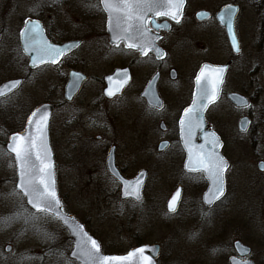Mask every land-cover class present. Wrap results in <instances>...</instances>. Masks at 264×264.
<instances>
[{
  "label": "rangeland",
  "instance_id": "obj_1",
  "mask_svg": "<svg viewBox=\"0 0 264 264\" xmlns=\"http://www.w3.org/2000/svg\"><path fill=\"white\" fill-rule=\"evenodd\" d=\"M234 1L187 0L186 17L164 42L165 64H174L182 76L169 90L171 102L165 114L178 113L188 103L191 91L186 82L195 76L201 61L219 63L225 56L224 35L214 19L197 23L195 13L209 10L214 14ZM40 2L0 1V7H20L21 16L28 14L29 7H39ZM245 14L242 22L251 19L250 7L246 6ZM14 31L13 26L6 27L0 44V84L27 74L10 38ZM243 57L230 73L225 90H245L253 95L255 86L249 83L253 63L242 75ZM110 61H99L97 75L107 73ZM261 78L259 88L264 95V76ZM61 80L60 72L42 68L30 73L17 93L0 100V264H78L68 257L72 242L60 223L45 214L32 213L15 190V163L5 150L9 136L23 130L33 110L61 97ZM84 95L75 103L57 107L51 120V145L58 162V194L63 208L86 225L103 249L115 254L114 249L124 253L138 241L158 243L162 246L158 264H228L234 254L233 242L241 240L252 249L251 259L264 264V172L257 169L264 161V97L254 99L250 114L235 112L225 98L212 111L213 125L222 130L227 144L225 156L230 167L223 204L207 209L201 201L205 191L202 175L183 172V160L174 144L163 153L157 150L161 132L151 122L147 130L140 125V103L134 94L124 103L120 100L110 105L99 101L96 93L93 97ZM244 115H249L256 128L241 135L236 125ZM98 121L106 122L113 131L109 138L110 131L96 127ZM112 143L119 145L118 162L131 176L140 169L148 170L140 203L121 201L118 186L105 172L104 150ZM178 185L184 188L182 202L178 212L170 215L166 201ZM7 246L10 253L4 252Z\"/></svg>",
  "mask_w": 264,
  "mask_h": 264
},
{
  "label": "flooded vegetation",
  "instance_id": "obj_2",
  "mask_svg": "<svg viewBox=\"0 0 264 264\" xmlns=\"http://www.w3.org/2000/svg\"><path fill=\"white\" fill-rule=\"evenodd\" d=\"M0 1H6L9 3L14 0ZM82 1H85L86 3L82 4ZM82 1L41 0L39 7H29L30 13L28 12V14L25 13L21 16H19L20 7H0V44L5 39L6 27L13 26L15 31L10 35V38L12 43H15L16 52H18L20 60L23 62L22 70L26 69L27 72L24 76L22 75L17 78H13H22L24 80L21 87L13 94L5 98H1L0 100H5L17 93L26 83L29 78V74L42 68H47L50 71H58L62 76L61 83L63 86L61 89V97L54 98L53 100L49 99L43 103L53 106L54 110L52 117L58 106L75 103L82 99L84 93H87L84 96L93 94L92 97L96 93L99 101L109 105L117 102L120 103L121 101L124 103L126 97H130L134 94L135 98H137L140 103V114L138 116L140 125L145 127L147 130V124L148 122H151L153 125L152 127H158L161 132L158 134V138H162V140L158 143L157 150L163 153L170 149L174 144L177 147L178 154L184 163L185 153L179 138V120L183 110L190 105L192 101L195 89V78L198 71L204 64L229 65L221 97L219 101L212 105L206 112L207 122L209 123L211 129L220 136L223 142V132L221 129H217V127L213 125V118H211L212 111L221 104L222 99L225 98L228 101V107L232 108L235 112H248V114H250L252 105L255 103L254 99L258 101L261 96L264 97L263 93H260L261 89L259 88L260 82L263 81L261 75L264 76V60H260V57L264 56V0H236L234 2H227L214 14H212L209 10H201L199 12H204L206 14L205 20L202 21L197 19V14L199 12L195 13L194 18L197 23H203L210 19H214L213 21L217 24L224 35L226 51L225 56L219 63L215 62L213 59L201 61L195 76H193L190 81L186 82V86H189L191 91L190 100H188L185 107L181 108L178 113L171 112L169 114H165V110L169 105V102H171L169 90L182 80V76L174 64H165L168 55L164 42L182 23L184 16L186 17L185 14L188 11L187 0L183 16L179 22H175L170 17L165 16L163 14V7H103L101 0ZM228 6L237 7L234 22L235 36L237 39V52H234L229 43L226 29L219 24L216 18L217 13L221 9ZM246 6L251 8V19L242 22L241 19H243V17H247L245 14ZM28 22L39 23L47 42L52 47H61L65 50L57 62H51L35 69L30 67V57L23 50L21 37L22 31ZM148 46L152 47L154 50L151 49L149 52H143L142 49L148 48ZM160 50L162 53H160ZM49 52H53V50L49 49ZM243 54L244 57L241 61L243 66L241 67L242 75L245 74L248 67L253 63L250 69L252 75L249 81L251 87L255 86L254 89H252L253 95H249L245 90H225V85L229 75L240 62V58ZM104 59H111L109 63L110 68L107 73L99 76L97 75L99 72L98 64L100 60ZM116 72L120 73L116 74ZM71 74L80 75L83 78V82L81 84L80 92L76 95L73 101L67 102L65 99V88L70 80ZM126 74H128L129 77H127ZM111 76H114L115 82H119L118 86L122 85L124 82H126V84L120 94L114 95V98H107L105 95V89L107 86L106 79ZM137 76H139L140 79ZM153 88L158 96L156 98L149 96V93L153 90ZM231 93H238L246 97L250 102V106L246 109L236 108L228 98V95ZM159 99L162 102V106L160 108L157 107ZM244 117H247L250 121V127L247 133L255 130L256 127L252 123L249 115H244L240 119ZM238 122L236 125L237 132L241 135L247 134L239 132ZM99 124H105L106 126L100 127ZM96 127H99L98 129L101 131H110V134H107L108 138L113 134V131L109 129L106 122L101 123V121H98ZM148 132L150 133L151 130ZM162 142L168 143V147L164 151L159 150V146ZM108 147L109 149L104 150L106 157H103V164L108 177L118 186L119 193L120 184L109 174L107 170V160L111 150H113L114 154L115 167L124 178L131 180L135 178L140 171H146L148 180V170L140 169L135 175L131 176L120 164V162H118L119 145L112 143L109 144ZM54 160L55 178L58 187V162L55 154ZM14 163L16 168L15 160ZM260 163H264V161L257 164V169L260 173H263L264 170L261 171L259 169ZM183 172L186 173L184 169ZM186 175H188V173H186ZM179 186L183 188L182 185H178L177 187ZM201 186L203 187L204 185ZM206 187L207 185L203 188L206 190ZM61 203L63 207L62 200ZM217 206L218 204L213 207ZM57 222L60 223L59 221ZM62 228L65 230L63 226ZM92 235L95 237L94 234Z\"/></svg>",
  "mask_w": 264,
  "mask_h": 264
},
{
  "label": "water",
  "instance_id": "obj_3",
  "mask_svg": "<svg viewBox=\"0 0 264 264\" xmlns=\"http://www.w3.org/2000/svg\"><path fill=\"white\" fill-rule=\"evenodd\" d=\"M103 7H163V14L173 21L179 22L185 7V0H101ZM237 7L228 6L221 9L217 21L226 29L227 36L234 52H237V39L234 22ZM206 14L199 12L198 20H205ZM35 30V31H34ZM34 31V32H33ZM22 46L30 57V67L35 69L48 63H55L65 51L63 48L52 47L46 40L41 25L28 22L22 31ZM52 49L53 52H49ZM154 50L152 47L142 49L143 52ZM160 53L162 51L160 50ZM229 65L204 64L195 78V89L191 104L184 109L179 120V138L185 153L183 169L189 174L201 173L207 182L202 202L205 207L212 208L226 195V172L229 162L222 154L223 142L220 136L211 129L206 120V112L216 104L222 94ZM126 72V71H125ZM120 72H116L119 74ZM128 73V72H127ZM127 77L128 74H126ZM23 79L8 80L0 85V99L16 92L23 84ZM83 78L71 74L65 88V99L72 102L80 92ZM126 82L119 85L114 76L106 79L105 95L114 98L122 92ZM158 97L156 91L149 93ZM231 103L238 109L250 106L249 100L238 94L228 95ZM162 106L159 99L158 108ZM53 106L39 105L28 117L22 132L10 135L5 146L6 151L16 162L15 189L25 198L27 207L34 213H45L58 219L68 231L73 241L69 258L79 264H158L161 254L159 244L137 246L127 253L106 255L102 252L100 242L95 239L74 215L66 214L57 192L55 178V160L50 141V122ZM250 127V121L244 117L238 122V130L245 134ZM168 143L162 142L160 151L167 149ZM264 170V163L259 164ZM107 170L120 184V199L140 202L144 197L147 172L140 171L135 178L128 180L117 170L114 164L113 150L109 152ZM183 188L177 187L166 203V211L175 214L180 206ZM235 255L229 258V264H255L249 257L252 249L240 240L233 243ZM11 251L7 246L6 253Z\"/></svg>",
  "mask_w": 264,
  "mask_h": 264
},
{
  "label": "trees",
  "instance_id": "obj_4",
  "mask_svg": "<svg viewBox=\"0 0 264 264\" xmlns=\"http://www.w3.org/2000/svg\"><path fill=\"white\" fill-rule=\"evenodd\" d=\"M226 147H227V144H225L224 142V149H223V153L226 154ZM202 185L206 186V183L205 181L202 180ZM203 186V187H204ZM223 204V201L221 203H219L218 205H222ZM143 242H140L138 241L137 244H142ZM115 252H112V253H115V254H119V253H122L124 250H121V249H114ZM103 252H105L106 254H110V252H108L105 248L103 249Z\"/></svg>",
  "mask_w": 264,
  "mask_h": 264
}]
</instances>
